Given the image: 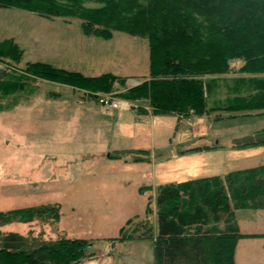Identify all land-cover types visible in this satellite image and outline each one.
<instances>
[{
  "label": "rangeland",
  "instance_id": "374dc122",
  "mask_svg": "<svg viewBox=\"0 0 264 264\" xmlns=\"http://www.w3.org/2000/svg\"><path fill=\"white\" fill-rule=\"evenodd\" d=\"M99 6L95 2L86 5L87 8ZM80 23L77 18H44L24 10L0 8V40L12 38L23 51L21 62L12 67L9 65L10 69L22 73L27 63L42 62L85 76L110 73L126 79L125 88L122 87L121 92L149 79L146 37L114 32L112 39L103 40L85 36L80 29ZM6 65L0 62V72L6 71ZM242 65V61L237 60L231 63L233 72L202 78L208 85L206 101H209V108H225L234 97L246 94L247 87L251 86L236 84L237 79H264V75H242L238 72ZM29 80L31 81H28L24 91L16 97V102L21 103L18 111L23 108L25 100L35 98L45 101L42 102L44 106L40 104L36 107L41 109L39 113L52 117L53 107H60L58 109L63 114L62 120L57 122L52 119L45 123L44 134L40 135L43 145L39 147H26L35 138L36 134L33 133L28 137L25 133V138L22 139L26 143L23 146L16 145L11 148L9 144L8 147L9 138L5 132H0V142L13 150V162L25 167L26 170L22 171L24 175L30 177L33 174L30 179L36 181L37 175L42 171L49 183L37 188L41 194L36 201L14 202L12 198L7 200L0 194V212L41 204H59L61 218L56 225H42L37 222L11 224L0 230L32 237L35 246L41 242H54L59 237L86 240L87 259L79 264H154L152 242H120V229L128 221L135 223L144 219L147 206L151 209L149 218L156 221L155 195L161 185L210 176L224 177L233 171L250 169L243 167L245 165H238V168L226 171L235 158L249 152L213 151L218 142L212 138L215 135L213 131L220 129L231 135L234 139L228 145L230 148L248 149L237 148L235 140L264 129V120H237L239 117L255 119L264 115V110L229 113L230 116L224 114L221 122L215 124L217 114H191L189 117L156 114L146 99L128 100L116 93H97L95 99L89 97L87 91L70 86L33 78ZM104 97L133 105L128 110L131 113L156 116V120L147 118L140 128V150L137 151L148 152L149 161L134 162V156L146 157L135 154L122 160L110 158L118 153L116 150L121 146L117 143L115 133L118 130L126 131L124 127H133L134 124L123 126L120 122H113L117 113L111 108L112 112L105 111L108 107L103 108L99 103ZM12 99L10 96L6 102L12 104ZM73 101L79 104L86 101L87 108L91 106L93 109L90 112L92 118L86 120L78 117L72 120L67 110L73 113L75 109L79 114L82 109L80 106L75 108ZM67 103H71L72 109ZM228 117L236 120L226 122L224 119ZM40 149L43 151H36ZM193 149L209 151L188 152ZM12 150L7 156H12ZM7 159L6 154L0 153V160L6 162ZM18 173L21 175L15 168L10 174ZM251 211L258 210H247L237 215L241 232H264L261 223H256L254 217L246 214L252 213ZM249 243L251 241L246 240L239 243L234 264H263L264 247L260 250L263 255L255 250L245 251V246H249Z\"/></svg>",
  "mask_w": 264,
  "mask_h": 264
},
{
  "label": "trees",
  "instance_id": "16d2710c",
  "mask_svg": "<svg viewBox=\"0 0 264 264\" xmlns=\"http://www.w3.org/2000/svg\"><path fill=\"white\" fill-rule=\"evenodd\" d=\"M92 2L100 6L87 8ZM0 8L44 18H77L85 36L103 40L112 39L114 32L146 37L149 50V79L121 92L126 79L110 73L85 76L42 62L27 63L17 73L10 66L21 62L23 51L12 38L0 40V62L7 64L0 72V112L17 105L16 97L32 78L87 91L95 99L97 93L146 99L156 114L189 117L217 110L228 114L264 110V79H237L236 84L251 86L246 94L234 97L225 108L210 110L208 85L202 80L233 72L231 63L237 60L243 64L238 70L242 75H264V0H0ZM10 96L12 104L6 102ZM234 144L262 146L264 129ZM134 154L146 156H134V162L149 161L148 152L133 150L110 158ZM155 209V222L147 206L146 217L128 221L118 240L152 242L154 264H234L237 242L255 237L240 234L235 211L264 210V165L224 177L161 185ZM60 210L53 204L0 212V229L34 222L56 225ZM34 244L32 237L0 230V264H79L87 259L88 241L83 239L59 237Z\"/></svg>",
  "mask_w": 264,
  "mask_h": 264
},
{
  "label": "crops",
  "instance_id": "0c3cea01",
  "mask_svg": "<svg viewBox=\"0 0 264 264\" xmlns=\"http://www.w3.org/2000/svg\"><path fill=\"white\" fill-rule=\"evenodd\" d=\"M42 102L45 101H41L38 99H27L25 100V104H23V108H21L20 111H18L21 106V103H17V105L8 111H3L0 112V132H5L6 133V137L9 138V140L7 141L8 143V147L10 144L11 148H14L16 145L17 146H23L22 144H25L26 142L22 139L25 138V133L27 134V137L33 133L36 134V136H34L35 138H33L30 143L31 144H27V148L30 145H36V147H39L41 144L43 145L42 141L40 140L41 134H44V126L45 123H47L48 121L50 122L52 119H54V121H61L62 120V113L61 112L60 107H53V116L51 117V115H46V114H41L39 113L41 111V109H36V107L40 104H42ZM74 104V107L76 108L77 106H80L82 109L80 111L79 114H77L75 112L72 113L71 111L67 110L70 114V118H72V120L78 119V117L80 118H85L86 120L89 118H92L90 112L93 111L92 107L90 105L89 109L87 108V102L86 101H82V103L79 104V102L77 101H73L72 102ZM51 105H56L53 103H49ZM50 105V106H51ZM67 106L69 105V108L72 109L71 103H67ZM41 106H44V104H42ZM65 106V105H64ZM103 107V106H102ZM104 108V107H103ZM207 108L210 110L212 108H209V101L207 100ZM65 110L67 109L66 107L64 108ZM40 110V111H39ZM106 112H116V117L113 120V122H120L123 124V126L128 125L130 123H133L134 126L133 127H124L126 131H119L116 132V140L117 143H119L118 146L119 148H117L116 151H124V150H133V151H137L140 150L138 147L140 145V141H141V135H140V128L141 125L143 124L144 121H146L147 118H149L150 120H156V116H141L139 114H135V113H131L129 111H117V110H110V108H105ZM222 110H217V111H210L207 114L204 115H211V114H217L216 116H218V118L215 121V124H218L221 122V120L223 119L222 116L225 114H228L227 112ZM229 115V114H228ZM230 116V115H229ZM221 118V119H220ZM225 118V117H224ZM240 118L242 119H250V120H264V115L260 116V117H256L255 119H252L250 117H239L237 118V120H239ZM226 120H236L235 118H231L228 117ZM227 122V121H226ZM125 124V125H124ZM264 128V127H263ZM218 129V128H217ZM213 133L215 134L212 138H214L216 141H218L217 147H214L213 151H223L226 153L229 152H238V151H246L249 153H246L244 156L242 157H237L234 159L233 162H231L232 165L228 166L226 169V171H229L231 169H236L239 166L238 165H245L243 167H248V168H253L259 165H263L264 164V146L261 147H253V148H248V149H232L230 148L229 143L233 142L232 140L234 139L231 135H227L226 133L222 132L220 129H218L217 131H213ZM197 135V134H195ZM235 135V134H233ZM26 137V138H27ZM237 138V137H235ZM36 139V140H35ZM219 142L221 144H219ZM0 153L1 154H6V157L8 158V161H4V160H0V194H2L1 196H3L4 198H7V200H9L8 198H12L11 200L16 202V201H36L38 199H36L38 196H40V192L37 190V188H40V186H43L49 182H47V180H45L44 177V172L41 171V174H38V179L36 181H32V179H30L33 174H31L30 177L26 176V174L24 175V170L25 167H23L22 164L19 163H14L13 162V150L9 149L7 147V145H3L0 142ZM3 145V147H2ZM200 147V146H199ZM196 148V147H195ZM216 148V149H215ZM217 148H219V150H217ZM39 149V148H37ZM11 151V155L12 156H7L9 155L8 152ZM238 150V151H236ZM36 151H43V149L40 150H36ZM209 150H199L197 152H201V153H205L208 152ZM18 152V151H16ZM196 152V151H194ZM188 153V152H187ZM129 156V155H128ZM122 159H125L122 158ZM120 159V160H122ZM232 161V160H230ZM41 167V165H39ZM39 167V168H40ZM18 169L20 174H10L12 169ZM246 169V168H245ZM242 170V169H241ZM23 171V172H22ZM7 172V173H5ZM36 176V177H37ZM5 177V179L3 178ZM28 177V178H27ZM212 177V176H210ZM206 178V177H203ZM28 180V181H27ZM186 180H182V181H178V182H183ZM26 188L27 190L23 189ZM34 192V193H31ZM33 197H35V200L33 199ZM45 197V196H43ZM41 205H45V204H41ZM33 207V206H30ZM15 209H19V208H15ZM8 211V210H7ZM243 211H247V210H242V211H236L235 212V218H236V222L239 228V232L243 235H255V237L252 238H245V239H240L237 242L236 248H235V254H234V262H235V256H236V250L239 246V243L241 241H251V243H249V246L246 245L245 246V251L248 250H255L257 251L259 254L263 255L261 253V247L263 249V245H264V239L262 238V235H264V232H256L255 230H251L250 232H245L242 233L240 230V226L237 220V215L239 213H242ZM252 213H246L251 217H254L253 220L258 223H261V228L264 231V210H258V211H251ZM251 220V218H249ZM254 227V226H253ZM255 227H257L255 225ZM258 248H257V247ZM264 264V262H263Z\"/></svg>",
  "mask_w": 264,
  "mask_h": 264
},
{
  "label": "built area",
  "instance_id": "2783aa9c",
  "mask_svg": "<svg viewBox=\"0 0 264 264\" xmlns=\"http://www.w3.org/2000/svg\"><path fill=\"white\" fill-rule=\"evenodd\" d=\"M2 67L0 66V69ZM2 70V69H1ZM99 103L104 106V107H108V108H111V109H120V110H126L128 111L130 108L129 107H133V105L131 104H127V103H124V102H115L113 101L112 99H110L109 97H104V98H101Z\"/></svg>",
  "mask_w": 264,
  "mask_h": 264
}]
</instances>
